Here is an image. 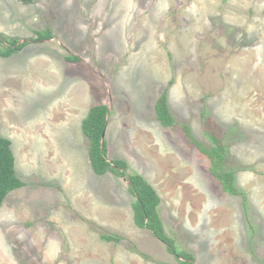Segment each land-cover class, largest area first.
Masks as SVG:
<instances>
[{
    "label": "rangeland",
    "instance_id": "1",
    "mask_svg": "<svg viewBox=\"0 0 264 264\" xmlns=\"http://www.w3.org/2000/svg\"><path fill=\"white\" fill-rule=\"evenodd\" d=\"M47 29L0 57V133L25 183L0 209V264H178L136 226L128 183L93 172L82 122L96 104L109 106L108 160L154 186L179 249L197 264H264V0H0L4 37ZM171 80L174 117L228 145L247 207L180 125L157 120Z\"/></svg>",
    "mask_w": 264,
    "mask_h": 264
},
{
    "label": "trees",
    "instance_id": "2",
    "mask_svg": "<svg viewBox=\"0 0 264 264\" xmlns=\"http://www.w3.org/2000/svg\"><path fill=\"white\" fill-rule=\"evenodd\" d=\"M17 1L23 5L34 3V0ZM35 34V37L22 41L19 38H6L0 33V57L9 58L21 52L32 42H42L53 38L50 29L37 31ZM67 60L79 61L75 56H70ZM172 85L173 80L170 81L155 103L157 120L166 128L180 125L189 142L208 158L210 172L220 182L222 190L231 196H241L244 199V205L247 207V196L236 185L237 171L228 168V145L212 130L205 129V135L211 144L210 147H207L195 139L189 125H181L178 122L169 106V89ZM108 113L109 106L107 104H96L90 108L82 122V132L89 141V160L93 172L98 176H104L111 172L122 177L128 183L130 193L136 198L133 203L136 226L140 229L149 230L155 238L167 247L169 253L177 259L178 264H197L195 256L187 250L179 249L176 240L166 233L159 211L162 200L154 186L140 174L130 173L126 161L121 159L108 160L107 142L105 141L104 146L101 142L102 135L108 125ZM15 163L16 158L12 151V143L0 133V209L9 194L25 186V183L17 175ZM102 239L106 242H120L122 240L118 235H103Z\"/></svg>",
    "mask_w": 264,
    "mask_h": 264
},
{
    "label": "water",
    "instance_id": "3",
    "mask_svg": "<svg viewBox=\"0 0 264 264\" xmlns=\"http://www.w3.org/2000/svg\"><path fill=\"white\" fill-rule=\"evenodd\" d=\"M108 116H109V113H108ZM105 137H106V131L103 133V135H102V140H101V142H102V146H104L105 145Z\"/></svg>",
    "mask_w": 264,
    "mask_h": 264
},
{
    "label": "crops",
    "instance_id": "4",
    "mask_svg": "<svg viewBox=\"0 0 264 264\" xmlns=\"http://www.w3.org/2000/svg\"><path fill=\"white\" fill-rule=\"evenodd\" d=\"M237 175H238V173L236 174V179H237Z\"/></svg>",
    "mask_w": 264,
    "mask_h": 264
}]
</instances>
